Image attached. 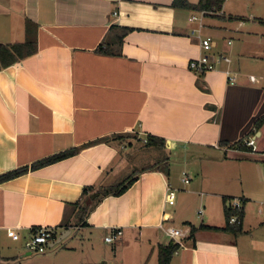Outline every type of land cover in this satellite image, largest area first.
<instances>
[{
  "label": "crops",
  "instance_id": "obj_1",
  "mask_svg": "<svg viewBox=\"0 0 264 264\" xmlns=\"http://www.w3.org/2000/svg\"><path fill=\"white\" fill-rule=\"evenodd\" d=\"M174 1L0 0V45L30 42L36 49L0 70V175L109 139L0 184V264H159L160 248L178 244L167 228L190 234L204 224L188 217L196 196L212 199L210 220V207L220 204L225 217V200L237 195L241 232L222 230L226 218L208 221L222 229L180 239L170 264H264V125L250 135L264 115V15L250 9L264 0H227L201 28L189 21L199 12L173 8ZM113 25L132 30L121 55L97 53ZM199 28L213 40L209 54L231 60L202 76L188 67L203 55L192 34ZM148 137L165 140V149H146L174 154L173 163L187 170L178 189L162 172L164 155L137 171L144 159L135 143ZM239 141H255V149L232 147ZM130 169L127 178L136 181L128 191L102 199L83 219L73 205L94 204L93 192L83 190L118 186ZM234 180L240 191L229 188ZM65 219L71 233L60 245L52 247L55 239L53 250L29 253L26 243L40 228L57 238L68 231Z\"/></svg>",
  "mask_w": 264,
  "mask_h": 264
},
{
  "label": "trees",
  "instance_id": "obj_2",
  "mask_svg": "<svg viewBox=\"0 0 264 264\" xmlns=\"http://www.w3.org/2000/svg\"><path fill=\"white\" fill-rule=\"evenodd\" d=\"M224 1L223 0H200L198 4H190L188 0H175L172 7L173 8H182V9H189L196 12L201 11H214L219 12L223 8ZM262 25H264V19L259 20ZM132 30L128 28H121L119 26H111L106 38L103 40V42L97 47L96 52L103 55H110V56H120L122 53V44L124 38L127 36L128 33H130ZM30 42L26 44H17V45H10V46H1L0 45V70L6 67H9L11 65H14L20 60L25 59L26 57H29L36 53L35 47L30 48ZM264 125V115L259 118L255 122L254 131L250 135H255L257 132L261 130V128ZM124 136H118L113 138L114 140H120L123 139ZM109 139L99 140L94 143H90L88 145H85L81 148H74L68 151H65L63 153L54 155L52 157H49L47 159H44L40 162H37L31 166V168H23L14 170L11 172H8L6 174L0 175V184L5 183L7 181L13 180L15 178H18L26 173H28L30 170H38L43 167H46L48 165H52L54 163L63 161L65 159L74 157L77 155L83 148L90 147L92 145L98 144V143H108ZM244 141H239L232 145V147L240 150V151H247V146L244 145ZM145 148H160L165 149V140L155 137H148L147 143L144 144ZM168 161L169 159L166 158L164 163L166 164L165 167L162 169V172L164 174H167L164 170L168 169ZM147 170H156V168H150ZM159 171V170H158ZM136 181L135 178H129L126 182L110 188H101V189H94V188H85L83 190V196L86 195L88 192L92 191V197H93V206L85 207L84 209L81 207L80 201L73 205L74 208L79 209V214L84 219L94 208L95 206L101 202L102 199L109 197V196H121L125 194L128 189L132 186V184ZM224 201V200H223ZM233 216H239L243 219L244 217V210L239 212H232L230 210L225 209V218H226V226L225 228H210L205 225H201L199 228H195L191 226V232L188 236V239H192L193 235L196 231L201 229H222V230H228L233 231L235 233L241 232L240 226H232L229 224V220ZM65 230L70 229V224L67 223L66 219L63 220L61 224ZM190 225V224H188ZM54 240L57 239V236L53 237ZM180 246L179 244L170 243L168 246H164L160 248V254H159V264H170L172 261V258L174 255L178 252Z\"/></svg>",
  "mask_w": 264,
  "mask_h": 264
},
{
  "label": "built area",
  "instance_id": "obj_3",
  "mask_svg": "<svg viewBox=\"0 0 264 264\" xmlns=\"http://www.w3.org/2000/svg\"><path fill=\"white\" fill-rule=\"evenodd\" d=\"M224 2L227 0H223ZM222 12H214V11H201L197 15L191 16L189 21L191 23H198V25L201 28L202 20L205 16L210 14H220ZM200 28L197 30L192 31L193 35H196L200 39V46L203 51V55L199 57L198 59L191 60L189 62V69L194 72L197 76L205 75L208 72H211L213 70H216L218 65L220 63H226L229 64L231 62L230 58L227 54L222 53L218 57H213L209 53L213 49V40L210 37H201L200 35ZM231 43V42H230ZM229 43V44H230ZM227 77L229 80V84L234 85L235 84V77L228 72ZM251 81H255L254 77L250 78ZM144 143H147V139H142ZM244 145L247 147H252L253 150L255 149L254 141L245 142ZM183 182L185 184L190 183V179L185 175L183 178ZM167 203L170 205L175 204V192L169 191L167 196ZM225 206L227 210H230L232 212H239L243 210V201L241 199L236 198H227L225 200ZM262 208V207H261ZM264 212V211H263ZM259 213H262V209L259 211ZM198 217L200 220H203V209H201L198 212ZM243 222V219L239 216H233L229 220V224L232 226H241ZM166 234L173 239L176 243L180 244V239L187 238L188 231H182L178 230L176 228H167L165 230ZM121 231H118L111 236H108L105 238L107 243L114 242L119 236H121ZM53 234L50 229L42 227L38 230V232L26 243V249L31 254H44L48 251V249L51 247V244L54 242Z\"/></svg>",
  "mask_w": 264,
  "mask_h": 264
},
{
  "label": "rangeland",
  "instance_id": "obj_4",
  "mask_svg": "<svg viewBox=\"0 0 264 264\" xmlns=\"http://www.w3.org/2000/svg\"><path fill=\"white\" fill-rule=\"evenodd\" d=\"M263 10H264V5H261V4H258V3L255 4V5H252L251 6V9H250V11H253L254 13H256V15H264ZM260 17H264V16H260ZM135 145H136V148L138 149V151L142 152V154H143L142 155L143 156L142 159H144L143 161H140L136 165L137 171H140L145 166L148 167L149 165L156 163L157 162L156 159L162 157L163 155L165 156V159L167 157H169L170 160H171L170 161V165L171 166H169V168L167 170L166 169L164 170L167 173L165 175L168 176V177H170V175H171L172 180L174 182H177V184H174L173 185V188L172 189L173 190L178 189V187L180 186L179 185L180 184L179 183V180L181 179V177H183L182 172L185 171V169H184V167H183L182 164H174L173 163V160H176L174 154H172L170 156L167 153H163L162 154V153H158V152L156 153L154 151H150V150L146 149L144 147L143 143H141L139 141L136 142ZM239 170L240 171L243 170V164H242V166L239 167ZM132 171H133V169H130V170L126 171L125 174H122L121 175V178L122 179H128L127 177H129L131 175H134ZM185 172H187V170ZM176 178L178 180H176ZM229 188H231V191H240V189H242L243 186L240 184V182H235V180H234V184L232 185V187H229ZM202 193H205V192H202ZM234 197L236 199H242V196H238L237 195V196H234ZM209 200H212V199H210V197L206 196V197L203 198V202L201 203V199L199 198V196H196L195 202H194V204L192 205V207L189 210V215H188L189 220L190 219H194L196 221L197 225H201L202 223H204L203 225H205V226L209 223L208 221H221V222H224L225 223V217H224V214L222 213L221 205L220 204H218V207H216V208H212V207L209 208L210 220H207L208 210H207L206 206H207V201H209ZM258 201L259 200L252 199V204L254 206V209H255V206H256V204H257ZM201 208L203 209V219H204V222H202V220H200V218L197 216V212ZM262 208H263V211H264V207H262ZM256 209H257V206H256ZM51 250H53V248H50L49 251H51ZM62 254H63V256H65L64 253H62ZM33 255H34V257H38L35 254H33Z\"/></svg>",
  "mask_w": 264,
  "mask_h": 264
},
{
  "label": "water",
  "instance_id": "obj_5",
  "mask_svg": "<svg viewBox=\"0 0 264 264\" xmlns=\"http://www.w3.org/2000/svg\"><path fill=\"white\" fill-rule=\"evenodd\" d=\"M70 230L63 232L57 240L52 244V247H55L57 245H60L70 234Z\"/></svg>",
  "mask_w": 264,
  "mask_h": 264
}]
</instances>
